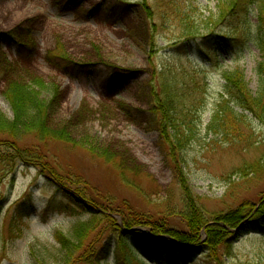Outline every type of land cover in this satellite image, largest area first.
<instances>
[{"label":"rangeland","instance_id":"obj_1","mask_svg":"<svg viewBox=\"0 0 264 264\" xmlns=\"http://www.w3.org/2000/svg\"><path fill=\"white\" fill-rule=\"evenodd\" d=\"M229 1L0 0V115L13 119L9 86L44 84L36 94L47 107L45 129L68 141L23 136L16 145L37 158L34 164L12 159L10 142L0 137V264H90L68 258L58 238L81 240L80 250L104 248L99 264H133L122 239L138 264H170L132 236H150L153 224L126 229L121 216L140 215L161 234L166 227L188 232L184 187L195 215L207 221L241 204L259 206L264 122L229 101L224 75L239 69L255 96L264 55L250 40L257 36L254 8L218 25ZM58 51L64 60L52 57ZM172 83L179 84L177 117L196 131L183 147L173 144V130H158L152 104L154 93L162 97ZM221 100L245 116L243 140L207 132ZM255 162L257 172L250 168ZM59 186L94 200L93 215L118 211L121 231L104 215L58 212L66 202ZM229 239V249L212 252L221 264H264V231L234 230ZM207 256L193 259L206 264Z\"/></svg>","mask_w":264,"mask_h":264},{"label":"trees","instance_id":"obj_2","mask_svg":"<svg viewBox=\"0 0 264 264\" xmlns=\"http://www.w3.org/2000/svg\"><path fill=\"white\" fill-rule=\"evenodd\" d=\"M254 8L257 13V21L254 26L257 33L256 38H250L254 44L258 47L260 52L264 55V3L263 0H231L226 5L223 4L220 7V13L218 16V25L224 24L231 16L238 14L239 18H245L247 14ZM147 10H149L147 8ZM149 15H150V11ZM53 58L64 60V56L60 51L55 52L52 55ZM257 74L259 76L260 89L255 96H252L248 91L244 83L243 74L239 69H235L226 75H224L225 80V90L226 94L229 96V101L236 107H240L243 111H248L252 116H254L258 121L264 122V64H260L257 68ZM177 85L178 83H172L170 88H165V92H162V97L159 93H154L153 95V109L156 114V124L158 125V130L164 132L168 129L173 130L174 139L173 144L183 147L187 138L190 135L195 134V129L189 126V121L181 120L180 106L177 95ZM45 85L42 86L31 83L30 85L22 86L19 84H12L8 87L5 93V99L8 101L9 105L13 111V119L11 121L4 119L0 115V137L6 139L10 142L11 150L13 151L12 159L18 162L22 161H33L35 164L37 158L31 157L29 151L19 150L17 147V142L25 135H32L41 141H58L62 143H68V141L60 134H54V132H49L45 129V118L47 117V107L46 104L40 102L37 98L36 90H45ZM229 101L221 100L215 107L214 115H212L211 121L207 126V132L224 137L229 135L234 136L237 140H243L244 131L242 126L246 124V118L242 114H237L234 111V106H229ZM198 109V108H197ZM190 112V111H189ZM197 112V110H196ZM191 114V112H190ZM197 123L200 125L199 119H196ZM248 127V126H247ZM238 137V138H237ZM169 145L171 143L167 141ZM173 144L170 146L172 147ZM16 153V154H15ZM45 166V163L43 164ZM39 166H41L39 164ZM250 168L257 172L260 169L259 162H255L250 165ZM245 178V177H244ZM184 187V185H183ZM59 193H63L66 202H63L57 209L58 212L67 214L68 217L79 216L80 214L90 213L93 217H98L97 215H104V219L109 224L111 229L118 232L121 231L117 225V219L113 215L120 217L119 212L112 210V208L105 207L106 209L99 210L93 215L92 212L95 209V205L89 202H95L90 199L88 202L84 197L77 196V199L68 194L64 187L59 186ZM184 195H187L188 202V214L186 225L188 232H183L171 227H166L162 230V234L159 229L162 227L156 225V223H151L152 221L145 219L142 216H133L132 219H128L121 216V222L123 223V228L133 229L138 228V226L145 227L149 224H153L155 227L148 228L149 237H144L137 235L139 232L132 233V236L141 238L145 240L150 248L155 253H162L161 259H167L170 264H191L200 263L202 260L193 259L194 256H202L203 251L208 252V256L205 257L206 264H221V258L217 256L212 257V252H218L221 249H229L230 241L229 237L231 231L238 230V233H243L247 229L264 231V198L259 203L258 207H252L248 204H241L238 208L229 210L226 213L213 214V219L210 221L205 220L200 215H195L194 208L191 204V193L188 189L184 187L182 189ZM51 207L50 204H48ZM126 212L127 210L124 209ZM196 216V222L195 218ZM158 226V227H157ZM141 227V228H142ZM205 241H203L204 236ZM165 233V234H163ZM164 236L165 240L159 238ZM145 238V239H144ZM58 244L63 246L67 251L68 258L73 255L74 258H79L82 262L88 259L90 264H99L105 259V249L98 248L97 250L93 248L90 252L88 248L79 249L78 245L82 244V241L73 244H64V239H57ZM122 248L128 251L129 261L133 264H138L135 256L136 251H133L127 243L122 239L120 243ZM209 251L211 252L209 255ZM160 253V254H161ZM133 254V256L131 255ZM190 260V261H188ZM192 260V261H191ZM190 264V263H189Z\"/></svg>","mask_w":264,"mask_h":264}]
</instances>
